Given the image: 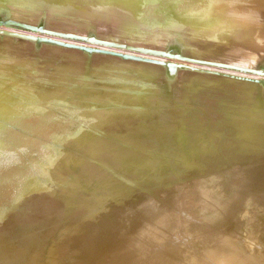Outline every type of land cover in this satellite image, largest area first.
Here are the masks:
<instances>
[{"label": "bare ground", "instance_id": "bare-ground-1", "mask_svg": "<svg viewBox=\"0 0 264 264\" xmlns=\"http://www.w3.org/2000/svg\"><path fill=\"white\" fill-rule=\"evenodd\" d=\"M10 1H12L14 3L13 4L14 8L19 10V14L22 16V18L24 17L23 20H26L27 18L30 19V17H29L30 15L28 14V13H30V11H28V9L34 8L36 6L35 0H10ZM95 1H94L95 4L98 6V8L100 10H97V6H96L94 11H89V13H87V15H88V19L87 20L89 22H91V23L94 22L95 23L94 25H96L99 29H102L103 31H106V32L109 31L110 35H112L113 32H115V35L120 36L119 38L122 37L121 35L125 36L124 34H127V33L132 31L131 35L127 34L128 37H126L125 40H127L128 44L126 42H124V43L127 44L126 46H125V44H124V46L114 45V46H117V47H115V48H117V50H118V48H121L122 50L126 49V50H130L131 51L132 48H134L135 45H137L138 47L139 46L142 47V45H140V44H132V43H129V42H137V43L140 42L142 44L153 42L155 44L156 41H159V42H165V44L166 43L171 44V45H169L170 48H172V47L173 48L175 47L174 49L179 48L178 49L179 52H180V49L182 48V51L194 52V53H196L198 55L205 56V57H222V56H230V55H232L233 58L234 57H236L235 59L242 58L244 61H247V63L251 60L250 64L254 63V65L259 66V67H255V68L251 67V68H253V69H255V70H257V71H259L261 73H264V49H260V46L264 48V0H95ZM15 4L17 6H15ZM59 6H62L61 0H57L55 5H53V7L49 5V8L51 7L52 9L51 8L50 9L52 11H54V10H57L59 8ZM104 6L106 7L105 9H103ZM45 8H44L45 12H48V11H46ZM36 9H38V8H36ZM41 9H43V7H41ZM50 9H49V11H51ZM40 11H42V10H40ZM0 12H2V11H0ZM5 12H3V14ZM47 15H51V14L49 13ZM47 15H45V16L48 19ZM1 16H3V15H1ZM5 16H7V15H5ZM19 17H18V19H20ZM51 17H53V16L51 15ZM44 19H46V18H44ZM47 19H46V22H47ZM52 19H51V22L52 23L55 22L54 21L55 20L54 17ZM8 20H10V19H8ZM37 22H39V21L37 20ZM41 22L42 21H40V23ZM89 22H86L85 24H88ZM155 22H157V23L165 22L166 25L162 26L164 28H159V27L150 28V23H155ZM85 24L83 25L84 26L83 30L86 27ZM3 25H4V23H3ZM38 25L40 26V24H38ZM40 27H42V26H40ZM89 28H91V26ZM25 29H26V27H25ZM46 29H47V27H46ZM48 29H50V28H48ZM177 29L179 30V32H180L181 36L183 37V39H185V41L188 42V44L193 45V46H187V44L184 41L179 40V41L183 42L184 43L183 44L181 42H178V41H175V40L172 39L174 37L171 36V32L173 30H177ZM32 32H34V30ZM17 33H19V32H17ZM168 33H170V34H168ZM31 35H33V34H31ZM46 35H45V37H46ZM49 35H50V33H49ZM10 38L12 39V37H10ZM10 38L8 37V39H10ZM37 38H38V36H37ZM19 39H20V37H19ZM24 39H26V38H24ZM174 39L177 40V37H175ZM117 40H119V39L117 38ZM32 41H33V39H32ZM81 41H83V40H81ZM74 42H75V40H74ZM109 42L112 43V41H110V40H109ZM228 42H231V43L227 44ZM156 43L159 44L158 42H156ZM161 44H159V45H161ZM226 44H227V46H225ZM19 46H21V45H19ZM19 46H17V47H19ZM30 46H32V45H30ZM107 46H109V45H107ZM180 46H182V47L180 48ZM257 46H259V49H258ZM14 47H16V46H14ZM112 47L113 46H111V48ZM33 49H35V48H33ZM155 49L157 50L156 47H155ZM162 49H163V47H162ZM16 50H18V49H16ZM166 50L168 51L167 47H166ZM107 51H110V50H107ZM133 51L140 52L137 49H134ZM141 51H142V49H141ZM148 51H150V50H147L146 52H148ZM152 51H153V49H152ZM12 52H13L14 56H18L17 59L22 58V57L19 58V55L21 53L19 51H17V52H19L18 55L17 54L15 55L14 51H11V56L10 57L13 56ZM23 52H25V51H22V53ZM164 52H165V49H164V51H161L160 53L162 54ZM170 52H171V49L168 52H166V56L167 55L170 56ZM27 53H30V52H27ZM175 53H176V51H175ZM45 54H47V53H45ZM22 55L25 56L24 53ZM38 55H36V56H38ZM79 55H81V54H79ZM153 55L159 58V55H157V54H153ZM28 56H30V54ZM42 56H44V55H42ZM134 56H136V55H134ZM176 56L177 55L175 54V57ZM33 57H35V56H33ZM98 57L100 58V56H98ZM105 57H106V55H105ZM139 57H141V56H138V58ZM187 57H186V59H188ZM106 58H107L106 59L107 63H104V59L105 58H103V61H100L103 64L99 63V65L101 64V66L105 68L104 73L107 75V78H109V79L105 80L103 78L102 79L101 78H97L94 82L92 80L88 81V84L91 83V82H93V84H94L96 82V84L98 86H100L101 88L102 87L106 88V89H108V87L111 86L112 89H108V92H110V90L113 91L116 87L117 88L115 90H118V86H119L122 89V90H120V92H123L124 90L126 92L130 88H133V90L136 91V95H137V94L140 93L139 91H138L139 93H137V89L135 88L136 84L134 85V83H136L137 79L136 80L133 79L134 81L133 80H128V79H132L131 78L132 76L133 77L135 75L138 76L139 74H140V78H142L141 76H144V75L147 74L146 77H144V78H146V82H147L149 78L151 79V78H153L155 76V75H153V73L151 71H154V73H155V71H157L160 74L158 67L156 69L152 68L153 70H151V68H148V66H145L144 64H139V62H141V61H139L138 63L132 62L131 63L132 66H130V67H132V68L134 67L133 68L134 70L133 69H130V70H132V72L136 71V73L138 72L139 74H136V73L134 74L133 73L129 78L127 77L129 75L128 74L126 77L123 76L127 80L126 79L121 80L123 77L121 79L119 77H117V76H119L118 72H119V74L121 73V71L124 73L123 70L129 69L130 67L126 68V66H125L126 62H124L125 64H122L120 62L119 63L111 62L110 59L108 60V57H106ZM182 58H183V56H182ZM3 59H5V58H3ZM42 59H43V57H42ZM42 59H41V61H42ZM113 59H112V61H114ZM154 59L156 60V58H154ZM189 59H190V57H189ZM194 59H192V60H194ZM245 59H248V60H245ZM137 60H139V59H137ZM12 61H14V60H12ZM17 61H20V60H17ZM149 61H151V60H149ZM194 61H196V59ZM23 62H25V61H23ZM29 62H30V60H29ZM42 62H44V61H42ZM154 62H156V61H154ZM157 62H158V60H157ZM229 62H227V63H229ZM35 64H37V63H35ZM158 64H160V63H158ZM231 64H234V63L232 62ZM242 64L244 65V63H242ZM250 64L248 63L249 66H251ZM126 65H128V63ZM222 65H220V66H222ZM234 65L238 66L239 63L238 64L235 63ZM13 66H15V65H13ZM36 66H39V65H36ZM45 66H43L44 69H45ZM156 66H157V64H156ZM226 66H227V64H226ZM216 67H217V65H216ZM238 67H240V66H238ZM244 67L248 68V66H244ZM11 68H12V66H11ZM38 68H40V67H38ZM114 68H116V69H114ZM227 68H229V67H227ZM25 69L27 70L28 68H25ZM112 69L116 70L117 73H115V71L113 70L114 73H115V74H113ZM4 70H6V69H4ZM9 70H10V67H9ZM26 70H23V71H26ZM38 71H40V70L38 69ZM98 71H101V70L99 69ZM125 71H127V70H125ZM149 71L152 74L149 73ZM1 72H3V71H1ZM6 72H8V70L5 71V73ZM46 72H49V71H46ZM46 72H45V76H48V73H46ZM66 72H70V71H66ZM127 72H126V74H127ZM157 72L155 74H157ZM26 73H25V76H26ZM109 73H111V74H109ZM255 73H257V72H255ZM37 74L39 75L40 73H37ZM52 74H51V76H52ZM73 74L69 73L68 77L75 76ZM150 74L153 77L151 76V77H148V79H147V76L150 75ZM201 74H199V75L192 74V71H191V73L190 72L186 73V75L184 74L186 76L185 77L186 80L188 81V82L185 81L184 84H186V83L190 84L189 87H188L189 89H187L189 92L188 91H186L187 93L185 92V88L187 86L184 85L185 86L184 89L183 88L180 89L181 87H179V90H177V91L184 90V92L183 91L179 92V94H177L178 96L175 94L176 96H175V100L174 101L176 103L178 101V105H180L179 101H182V105L180 107H184L185 108V106H186V107H188L187 109H189V107H193V108H191L193 111L190 109L191 113H189L190 110H187V109L185 111L183 110L184 111L183 112L182 108H180L181 110L179 111L178 110L179 107L178 108L175 107L176 105H174L175 102L173 103V100L170 99L172 101V103H173L172 104L169 101V99L166 100L167 98H163L166 101H169L172 105H174L173 109L170 108L171 113H170V110L168 111L171 116L174 113L176 115L177 114L176 112H178V111H179V113L177 114L178 115L177 116L178 119H177V117L175 115H174L175 117L174 116H172V117L168 116V117H170L169 118V122L170 123L168 124V122H166V124H168V126L170 125L168 127V130L166 129L165 132H163L164 130H162V134H161V131H159L160 136H159V133L158 134L155 133L156 134L155 137L158 135L159 138H160V139H157V140H159V142L157 140H155V142L157 141L158 143H160V144H158V146H160V145H161V147L164 146V149H162V148L159 149V147H158L159 151L161 152L163 150L165 152L164 154H167V156H168V158H167V156L164 155L165 158H167V163H165L163 165V167L161 166L162 170L160 171L161 175H159V176L156 175V173L154 172V169L152 168L153 166L149 163L151 161L150 158H153L152 160H155L156 158L154 159V157L150 156V158H149L150 161L147 160L149 156H146L145 158H143L142 160L145 159L144 162L147 163V161H148L149 166H147V165H145V163L143 161H140V160L138 161L139 158H142L141 157L142 154H144V156L146 154V153H142V154L140 153L139 154L138 151L136 152V150H137L136 146L138 144H141V143L138 142L137 145L135 144V149H133V147L130 145L132 143L133 146H134V143H137L136 141L139 138H137L138 137L137 134H135V136H134V133H132V132H134L136 130V129L132 130L133 128H136L135 126L133 128H131L133 126V124H130L132 126L130 128L129 127L128 128H129V132H130V129L132 130L131 133L135 137L134 139L137 138V140L133 139L135 141L133 143L132 142L133 141L132 140L133 137L130 138V136H132V135L127 136V134H129V132L127 130L128 128L126 129L125 124H123V123H126V121H123L124 119L121 118V116H120V114L122 115V113H120V111H121L120 110L121 109L120 106H121V102L123 100L120 102V106L118 104H116L118 106L117 107L118 110H120V111H118V113L117 112H113L114 109H112L111 107L116 108V106L113 105V106L110 107L112 109V111L111 112H107L108 111L107 110L106 111L107 113H102V112H105L106 109H102L101 110V108H100V110L102 111L100 113L97 112V111H100V110H96V109L94 110L95 112L93 110L87 109V110L90 111V113H89V111H86L84 109L83 110L84 113H82V112H80V109H79V111H77V110L75 111L74 110L71 113L70 117H68L66 115H64V116L61 115V116L64 117V121H62L63 120L62 119L63 117H62L61 118L62 120L60 119L61 121L59 123L60 124L59 125L60 126L59 130L64 132L63 136L65 138H60L59 139L60 142L58 141L59 142L58 144L59 145L60 144L63 145V142L66 141L64 139H67V142H64L66 145L68 143H70V144L76 146V148L78 147V149H83L84 150V155H85V153H86V155H85V159H83V158L75 157L72 154L67 153V152H59V148H58V155H56L57 156L56 163L60 162V164L65 168L66 172L68 174L70 173L74 177L72 182L68 186L65 185L66 187H61L62 190H60V191H59L58 188L65 181L64 176H62V174H55L56 176L53 179L50 180L49 177L52 178V176H51L52 175V171L50 172V170H49L51 175H48V173H47V175L49 177H47V175L45 176V173H44L45 170L43 171V169H45V168H43L44 167L43 166L42 167L43 169H41V171L43 173L42 176H45L44 179L48 178V181H44L42 179L41 180L36 179L37 177L34 178V176H32L33 173L30 174V173H27L28 171H25L26 170V165H24L25 162L23 161L25 159L24 156H23L24 159L22 158L21 155H20L21 156L20 157L19 154L16 153V152H18L16 150V148H15L14 152H11L9 150V149L12 150V148L14 147V146H10L11 148L8 147L9 146L8 144H10L11 142L7 143L8 140H7V142L5 141L6 145H5V143H3V144L1 143L0 146L1 145L5 146V147H3L5 149L8 148L7 150L11 152V155L14 153L13 155H15V159H14V156H13V159L11 158L12 156H10L9 158L12 159V160H10V159H7L5 156L0 155V166L2 164H5L4 166L2 165L3 166L2 170H1L2 166L0 167V170H1V172H0V264H94V262L96 263L95 259L97 258V256L100 253H103L101 257H103L104 253H106L104 255V257L106 258V255L110 256V255H113L114 251H117V253H118L121 250V249L120 250L119 249L114 250L115 247H114V249L112 247L113 246V244H112L113 242H111L112 245H110V239L108 237H109V235L113 236L114 234H120L121 236L125 237V239L127 241V248L129 250L131 248L133 249V245L135 247L134 243L138 244V240L136 242H134L137 238H140L141 241H139V242H142L144 240L145 241V245L147 246L146 248H148V249H145L143 247L144 245L142 246V244H141V248L143 247L144 249L142 248L143 250L142 251L140 250V253H136V252L139 251L138 249H137L138 251L137 250L134 251L137 254V257L144 258L147 261V264H159L156 261V259H157L156 256L158 255L159 252L154 251L155 249L151 250V247H150L151 246L150 243H153L152 242L153 241L152 237L154 238L155 232L154 233L150 232L149 234H147L145 230L141 231V229H142L141 228V223H140V219H142L141 217L134 216L132 218H128L126 216V214L129 212V210H128L129 209V205H128V207L125 210L122 207L123 211H120V213H119L120 219H135V223L132 226L129 227V228H131L130 230L128 228L127 232L123 231L124 230L122 228L123 226L114 224L113 223L114 221L109 220V219H112V217H109L105 213L102 212L103 207H104V205H103L104 197H105L106 193H108V192H115V193L120 194L121 197L124 200L123 202H126V200L131 198V195H130V193L132 192L131 189L128 188L121 181H119L109 170H117V171H121V172L122 171H127L133 177H136L137 179H139L143 183L144 182L146 183L145 176L147 175V176H149L150 181H152V184H154V183H156L154 179H157V181L160 180L161 178H163V174L165 172H168L169 174L177 176V174L180 173V168L178 167L179 165L177 164L178 160H180V159L184 160L187 165L191 166L190 164H188V162L190 163V161H191V163H192V161L197 158L196 159L197 161L196 160L195 161L197 163H199L200 161L198 162V158H200L201 156L204 155L205 157H207L209 159L210 163H212V164L214 163L215 164V165L214 164L213 165L216 168L219 166L220 167L219 169H222V173L224 175L228 174L227 178H224V177L222 178L221 177V179L216 180V183L214 184L216 186L215 189H217L218 192H219L218 193L219 197L221 195L225 196L226 193H227V195L224 197L225 200L223 198H221V200H222V203L224 201V205L227 202L230 203V206H231L230 209L231 210L229 212L227 211L228 214L234 211V210L232 211V209H233L232 207H234L235 210H239L240 211V207H242V208L245 207V205L247 204V202L250 201V199H252V200L255 199L258 196L254 192L255 190L254 191H249V192H246V191L248 190V187L251 186L249 184V182L251 183V178H250L251 174L254 173V175H255L256 173H258V175H260V176L263 175L264 176V132H262V133L260 132V130L264 127V95L257 94L256 92L255 93L252 92L253 93L252 94L247 87L240 85V83L237 84L236 82H234L235 81V80H233L234 78L233 79L230 78V77L229 78H221L222 77L221 76L220 77L221 79H215L214 76H212V75L209 76L207 73L206 74L204 73V75H203V73H201ZM42 75L44 76V74H42ZM42 75H39V76H42ZM62 75H65V73L64 74L62 73ZM232 75H234V74H232ZM6 76H8V74ZM25 76H22V77H25ZM58 76L60 77V75H58ZM3 77L5 78V76H3ZM20 77H17L16 79H18ZM35 77H37V75ZM68 77H66V78L65 77L58 78L57 81H54V79H53V81L55 83L57 82V84H55V86L56 85H60L59 87H64V88H66L65 91H67V87L68 86L72 88V85L74 83H78L79 78L77 76L75 77V78H78V79H76V82L75 81H70L71 78H68ZM256 77H257V75H256ZM8 78H10V77H7L6 80L5 79L4 80L5 81H9L7 83L10 84L11 87H14L16 83L14 82L15 84L12 86L10 81L12 80L11 82H13V79L8 80ZM26 78H27V76H26ZM48 78H46V79H48ZM88 78L90 79V77H88ZM140 78H138V79H140ZM172 78L168 80L169 85L166 86L167 90H172L174 88L172 86V80H173ZM236 78L237 77H235V79ZM27 79H29V78H27ZM46 79L44 77H42V80L45 83L46 82L48 83L50 78L48 79V81ZM150 79H149V81H150ZM155 79H153V81L151 79V81L154 84L151 85L150 84L151 82L147 83L148 85L151 86V89H152V86L155 85V82H154ZM248 79H249V77H248ZM0 80L3 81V78H0ZM22 80H23V78H22ZM22 80H20V81L22 82ZM26 80H23V82L26 81ZM38 80L40 81V79H38ZM38 80L36 79L35 81L34 80L33 81L35 83ZM50 80H52V79H50ZM141 80H143V78ZM240 80L241 81L243 80V82H245V81H247V78L246 79H240ZM262 80H264V79H262ZM18 81L19 80H16V82H18ZM53 81L50 82V84H53L52 86L50 85L51 87L54 86ZM195 81H197V82H195ZM4 82H2V84ZM31 82H29V83H31ZM40 82L42 83V81H40ZM81 82H82V80H80V83ZM84 82H82L81 84H84ZM138 82L139 81L137 80V83ZM261 82L263 83L264 81H261ZM20 83L18 84V87H20L22 89L21 91H23V92L19 93L18 95L20 97V94L22 95L23 93H25V95H24L25 99L24 100H26V102L23 101L25 103H24V107H21V109L23 108L22 111H24V113H26L25 110H24L25 104H26V106H27L26 110L29 113L28 117H30V118H28V121H29L28 124L31 123L33 125V127H34L33 132L35 130H38V132H41V134H43L47 130H49L48 127H49V125H51L50 123L53 122L52 121L53 120V117H52L53 113L54 114L58 113L57 110L60 112V105L62 107V102L65 101L67 95H69L70 93L65 94L63 89H61L62 90L61 93L59 92L60 94H57L58 92L54 91V93L57 94L56 95V99H52L48 95L49 96L48 97V101H50V102H47V101H45L47 99L45 98L44 94H45V92L48 91V89H45V91L43 92L44 86L42 87L41 83H40V85L38 83L37 84L38 86L35 84L34 87H37L36 89L40 88V89H38V90H40V92L38 91L36 93H38V94L41 93L42 97L45 99L43 101L42 97L38 96L39 98H42V99H39L38 97H36V99L38 98L37 99L38 101L39 100L42 101V102L40 101V103H38V101H36V99H35V96H37L36 94L34 96L35 100L33 99V101H31V99L33 97L32 96V90L33 89L31 90L32 87L30 88V86H33L34 84H32V83H31L32 85L28 84L29 85V87H28V85H26V82H25L23 84H25L28 88L25 87V85L24 86L22 85V87H23L22 88L21 86H19ZM80 83H79V85H80ZM142 83H141V85H142ZM157 83H156V85L158 86ZM257 83H260V82H257ZM144 84L146 85L145 82H144ZM46 85H45V88H46ZM97 85H95V87L97 88V90H100V88L98 89ZM5 86H4V88H5ZM47 86H49V85H47ZM73 86H74L73 88L77 87L76 85H73ZM84 86H87V85H84ZM112 86H116V87L113 88ZM140 86L138 84V87H140ZM0 87H1V85H0ZM11 87H9V88H11ZM18 87H16V88H18ZM24 87H25V89L27 91L24 89ZM51 87H50V89H52ZM92 87L95 88L94 86H92ZM142 87H144V85L141 86L140 88L142 89ZM9 88H6L7 89L6 91L5 90L2 91L1 90V89H3V87H2V88H0V91L7 92L9 90ZM140 88L138 90H141ZM145 88L146 89L147 88L150 89V87H148V86L145 87ZM166 88H165L164 91H166ZM23 89L25 90V92H24ZM53 89H56V88H53ZM88 89H90V88H88ZM95 89H94V92L95 91L98 92ZM106 89H103L101 91L105 90L104 92H106ZM159 89H160V87L159 88L157 87V89L155 90V86H154V91H157V92L161 93V89L160 90ZM175 89H176V87H175ZM11 90L12 89H10L9 91H11ZM90 90H88L89 93H90ZM130 91H132V89L129 90V92ZM142 91H143V89H142ZM19 92H20V90H19ZM34 92L35 91L33 90V94H34ZM52 92L50 94H51V96H54V98H55V95H53ZM85 92H87V91H85ZM85 92L83 91V93H85ZM120 92L118 91L116 93L119 94ZM157 92H152V93L158 94ZM170 92L173 93V90L170 91ZM175 92H176V90H175ZM13 93H14V89H13ZM16 93L17 92H15V94ZM72 93H74V92H72ZM83 93H81V94H83ZM89 93H88V95H89ZM99 93H101V92H99ZM112 93H110L109 96ZM116 93H114V95H116ZM131 93L133 94L134 92H131ZM142 93H140V97H141ZM146 93H148V91L144 92L143 95L145 94L146 96H148V94H146ZM149 93H151V90L149 91ZM160 93H159V95L162 96L163 94L162 93L160 94ZM166 93L169 95L168 92H166ZM172 93H171V95H172ZM4 94H3V96L0 94V96H2V98H3ZM10 94H12V92H10ZM96 94H98V93H96ZM103 94H106L104 96H107V92L103 93ZM120 94H122V93H120ZM156 94H153V95H156ZM18 95H16V96L18 97ZM65 95H66V97H65ZM72 95L74 96L75 93L72 94ZM79 95H80V93H79ZM151 95L149 96V98H152ZM168 95H166L164 97L172 98L171 96H168ZM6 96H7V94H6ZM24 96H22V99L24 98ZM70 96H68V97H70ZM80 96H82V95H80ZM93 96H95V95H93ZM109 96H107L108 98L106 97L107 98L106 100H108V99L111 100L110 98L113 95L110 96V98H109ZM128 96H129V100H134L135 99V98L131 99L130 95H128ZM128 96H126V97L128 98ZM8 97L6 98L7 100H8ZM10 97H12V96H10ZM13 97H15V95H13ZM13 97H12V100H11V98L9 100L15 102L16 99L13 98ZM86 97H87V95H86ZM86 97L84 96V99L82 98L80 100H83L82 102L88 103L89 101L86 100L87 99ZM98 97H100V96H98ZM121 97H122V95H121ZM121 97L118 95V98H121ZM136 97L139 100L142 99V98H139V95H137ZM155 97L158 98V96H155ZM155 97L153 96V98L151 100L152 102H153V99H155ZM162 97L160 99L161 101H162ZM176 97H178V98L176 99ZM92 98H95V97H92ZM116 98H117V95H116ZM157 98L154 101L156 102V100H157V102L159 104V101H158L159 99H157ZM159 98H160V96H159ZM13 99H15V101ZM88 99L90 100V96L88 97ZM96 99H97V97H96ZM100 99L102 100L103 98L101 97ZM121 99H123V97ZM138 99H136L134 101H137ZM147 99H148V97H147ZM147 99H146V101H147ZM1 100H0V102H2V104H3V102H5V101H3V100L1 101ZM76 100H77V98H76ZM84 100H86V101H84ZM254 100H260L261 101L260 105H258L257 101H254ZM34 101H36V104L38 103L37 106H35L36 104H31V102H34ZM74 101H75V98H74ZM108 101H107V103H108ZM151 101H149V102H151ZM54 102H55V104L58 103L57 104L58 105L57 110L55 109ZM82 102L80 101L79 104L82 103ZM115 102H117V101H115ZM152 102H151V104L155 105V102L154 103H152ZM163 102L164 101L161 102L162 105H163ZM169 102H166L165 104L167 105V103H169ZM10 103H12V102H10ZM10 103H8V105L12 106L13 103L12 104H10ZM49 103H51V105H53L52 107H54V108L50 107ZM59 103H61V104L59 105ZM107 103H105V104H107ZM14 104H16V103H14ZM76 104L78 105V103H76ZM141 104H142V100H141L139 105L141 106ZM158 104L155 107L158 108V106H159V107H161L160 109H163L166 106V105H163L164 107H162V106H160V104L159 105ZM31 105H33V106H31ZM172 105L169 106V107H172ZM2 106L3 105H1L0 107H2ZM131 106H130V109H131ZM140 106L138 108L136 107V105L132 106V107L137 108V109H139L141 111L146 109V108L140 109V108H142ZM142 106L146 107L145 103L142 104ZM9 107H8L9 112H11L12 110L10 111ZM17 107L18 106H16V107L13 106L11 108L12 109L13 108L14 109L15 108L18 109ZM65 107H66V105H65ZM119 107H120V109H119ZM126 107H129V106H126ZM126 107H124V108H126ZM147 107H149V106H147ZM152 107H154V106H152ZM167 108L168 107H166L165 109H167ZM175 108L177 110H176V112L174 111L173 114H172V110H174ZM50 109H55L56 111L54 110V112L52 113V111ZM66 109H67V107H66ZM128 109L129 108H127L126 110H128ZM256 109L257 110H261V114H257L255 116L253 114V112L256 111ZM0 110H1V108H0ZM133 110H135V109H133ZM242 110H244V111L248 110L246 116L244 115L245 112H244L243 115L240 114V111L243 113ZM4 111H6V110L4 109L3 112ZM63 111H61V112H63ZM148 111H147V113H148ZM158 111L156 110L157 113H158ZM3 112H2V114H3ZM9 112H7V113H9ZM13 112H16V110L13 111ZM134 112H140V111H134ZM160 112H161V110H160ZM7 113H4V114H7ZM17 113H21V112L17 111ZM140 113H143V112H140ZM2 114L0 115V118L2 117L1 120L3 118L5 119V117H3ZM10 114H12V112ZM13 114H15V113H13ZM22 114H23V112L21 113V115ZM143 114L146 115L145 113H143ZM161 114H163V113H161ZM190 114H192V115H190ZM18 115L19 114H17L16 116H18ZM58 115L56 114L55 116L57 117ZM144 115H142V116L144 117ZM158 115H160V114H158ZM164 115H165V113H164ZM9 117H10V115H9ZM23 117H21V118H23ZM65 117H67L66 120H65ZM129 117L130 116H128V119H129ZM143 117H141V119ZM156 117L160 118L158 116H156ZM10 118H11V120L13 119L12 117H10ZM21 118H20V123L27 120L26 117L23 118L25 120H22ZM11 120H7V122L8 121L11 122ZM56 120L59 122L58 118ZM162 120H164V118ZM2 121H4V120H2ZM74 121H77V122H74ZM204 121L207 122V123H205V125H207V127L209 129L207 127L205 128ZM27 122H26V124H27ZM130 122H132V119L130 120ZM136 122H137V120H136ZM201 122H202L204 127H202ZM0 124H1L0 126L3 127V125L6 124V122L3 123V125H2V122ZM11 124H13V123L11 122ZM16 124H18V122ZM28 124H27V126H28ZM31 124L28 126V130L32 128ZM89 124H96V126L98 127V131L97 132L102 133V134H99V135L95 134L94 135L91 132H89V130L86 128ZM126 125H128V124H126ZM159 125H161V124H159ZM15 126H17V125H15ZM21 126H23V125L21 124L20 127ZM27 126H25V127H27ZM8 127H10V126H8ZM144 127H145V125H144ZM6 128H7V126H6ZM17 128H19V127H17ZM53 128H55V127H52V129L50 128L49 132H51V130L53 131ZM165 128H166V126H165ZM32 129L29 130V131H32ZM160 129H162V128H160ZM160 129H157V132ZM4 130H6V129H4ZM19 130H21V129H19ZM12 131H14V129H11L10 132H12ZM0 132H2V131H0ZM3 132H5V131H3ZM20 132L24 133V130L20 131ZM63 132H61V133H63ZM30 133L31 132H29V134ZM51 133L48 134V135H51ZM91 134L93 135L92 137H90ZM139 134H140V132H139ZM10 135H8L9 137H7V139L10 138ZM23 135L22 136L19 135V138H22ZM102 135L105 136V137L103 138ZM1 136L2 135L0 134V138H1ZM16 136L17 135H15V137ZM25 136H26V134H25ZM43 136H45V135H43ZM47 136H46V138H47ZM125 136L127 138L129 137L128 139H131V141L128 140L129 143L127 141V138H125ZM15 137H13V138H15ZM57 137H59V136H57ZM117 137H118V139H117ZM4 138H5V135H4ZM39 138H40V134H39ZM49 138L51 139V136ZM24 139H25V137H24ZM26 139H27V136H26ZM1 140L2 139H0V142L3 141V140L2 141ZM40 140L41 139H39V141ZM46 140H48V138ZM53 140H55V139H53ZM62 140H63V142H61ZM150 141H152V140H150ZM22 142H20V144H23ZM152 142H151V144H152ZM157 142H156V144L154 143L153 145H149V146H153V147H154V145H156L155 146L156 150L153 149V152L156 151V153H157V150H158L157 149ZM12 143H14V145H16L15 142H12ZM52 143H54V142L52 141ZM161 143L163 144V146H162ZM26 144L29 145L28 147L30 148V150H31V148L32 149L34 148L32 146L34 143L31 145L30 142L28 141V142H26ZM56 144H57V141H56ZM56 144H55V146H56ZM25 145H24V147H25ZM43 145H46V144L43 143L42 146H40L42 148H39V149L37 148V149L38 150H40V149L43 150L44 149ZM66 145L64 147H66ZM37 146H35V148ZM49 146H51V144ZM63 146L61 148H64ZM147 146H148V143H147ZM131 147H132V149H131ZM141 147L142 146L138 147L139 152H141L140 151ZM3 148L1 150H3ZM21 148H22V146H21ZM26 149H27V146H26ZM26 149L23 150V148H22L21 150L25 152V151H27ZM54 149H55V147H54ZM54 149H53V151L56 152ZM146 149H148V148H146ZM41 150H40V153L42 154L41 155L42 158H44V157L47 158L44 155L47 154V156H48V155L51 154V151H52V150L50 151V147H49V149L46 150V153H44V155H43V152ZM61 150L63 151V149H61ZM133 150H135V152L137 154H135V152ZM148 151H150V150L148 149ZM10 152H6V153L10 154ZM37 152H39V151H37ZM54 152H52V153H54ZM150 152H152V151H150ZM40 153H38V154H40ZM48 153H50V154H48ZM56 153H54V154H56ZM156 153H152V154H154L153 156H155ZM162 153L163 152H161V154ZM16 154H18V156L20 158H22L23 159L22 161L24 162V163L21 162L22 165H23V166L21 165V167L23 168V171H22V168H21V172H19L20 170L18 169L20 167L16 166L18 163L15 164L17 162V160L19 159V158H16V156H17ZM25 154L27 156L29 155L27 153H25ZM32 154H33V152L31 150V155ZM92 155H95V157L99 158L100 161L103 162V164L101 165L100 163L93 162V161L91 162V161H88V159H86V158L92 157ZM138 155H140V157ZM148 155H149V152H148ZM6 156L8 157V155H6ZM137 156H138V158H136ZM164 156H163V158H164ZM235 156L240 157V160L243 161V163L241 165H234V164L231 163V157L234 158ZM30 157H32V156H30ZM36 158L34 160L35 163H36ZM32 159H34V158H32ZM51 159H52V157L50 159H48L49 161L46 160V159L44 160V161H47L46 163L49 162L47 164L48 165L47 166L48 169H50V167H51V165H50V162H51L50 160ZM29 161H31V160H29ZM202 161L203 160H201V163H202ZM18 162H19V160H18ZM32 162H33V160H32ZM210 163H208L209 164L208 166H211ZM26 164L27 165L29 164L28 161H27ZM38 164L40 165L41 163H38ZM204 164H202V165L205 166ZM49 165H50V167H49ZM53 165H55V163H53ZM150 165H151V167H150ZM24 166H25V168H24ZM200 166H201V164L198 167L200 168ZM240 166H245V168L243 167L244 169H242ZM35 167L37 168V166H35ZM45 167H46V165H45ZM206 167H204V168H206ZM232 168L235 169V171H233ZM236 168H238V169H236ZM52 169H53V167H52ZM240 169H242V170H240ZM16 170H19L17 172L19 174L21 173V175H18V173H16ZM39 170H40V166H39ZM29 171H31V170H29ZM46 171H47V169H46ZM14 172L16 173V176H14ZM233 172L235 174H233ZM220 173H221V170H220ZM31 176L34 179L32 181L39 180V182L38 183L37 182L36 183L35 182L32 183L31 182V179H32ZM66 183H68V182H66ZM236 187H238L240 189L241 188L247 189L245 192H243L244 195H243V197L241 199H237L236 194H235L236 198H234V195L231 194V193H233V188H236ZM263 189H264V187H263ZM223 192L225 193V195H224ZM259 194H261V193H259ZM262 194H264V192ZM178 196H179V200H180V195H178ZM263 197H264V195H263ZM181 198H186L185 201H187V202L190 201L192 203V202L195 201L196 197H195V195L193 193L187 192L185 194V196L181 195ZM221 200H220V198H219V200L216 199V201H219V203H220ZM185 201H183V202H185ZM191 203H189V204H191ZM222 203H220V205ZM231 203L234 204V205H232ZM152 204H154V203H152ZM152 204L146 205V209H145L146 211L149 210V211H154L155 212V213L153 212L154 216L151 218V219H153L152 221L153 222H160V223L164 222V224H165L166 221H165L164 216H163L164 212L161 211L163 208L159 207V205L158 206L154 205V208H153V207H151ZM191 206L192 205H190V207ZM221 207H222V209H225L226 205H225L224 208H223L222 205H221ZM29 208L33 209V212L30 213V214L28 213L29 211L27 212V209H29ZM182 208H179V209L181 210ZM159 209H161V210H159ZM187 209H189V208H187ZM183 211L185 212L187 210L183 209ZM189 211L191 212V210H189ZM66 212H68V218L66 219V227H65V229H63L52 240L49 248H47L46 245H47L48 238L50 237L51 234H53V232L57 228V226H59L60 220L62 218H64L63 216H64V214ZM213 212H214V210H213ZM189 213L185 212V214H186L185 216L187 217L188 216L187 214H189ZM216 213H218V212H216ZM237 214L238 213L236 212V215ZM191 215H193V214L191 213ZM195 215H196V213H195ZM195 215H193V219H194ZM197 215H198V213H197ZM224 216H226V215L224 214ZM180 217H182V214H181ZM180 217L178 216V218H180ZM189 217H187V218H189ZM182 220L179 221V224L182 222ZM189 220H190V218H189ZM189 220H187L188 221L187 223H189ZM191 220H192V218H191ZM191 220H190L189 224L192 223ZM232 222H234V221H232ZM235 222L239 223V220L238 221L236 220ZM122 224H124V222ZM176 224H178V223H176ZM176 224H175V227H177ZM235 224H234V226L237 227V225H235ZM182 225H183V222H182ZM239 225H240V223H239ZM163 226L165 228V225H162L161 227H163ZM241 226L239 228H241ZM167 228H169V227H167ZM171 228H172V226H171ZM121 229H122V231H120ZM179 229H180V226H179ZM231 229H232V227H231ZM169 230H168V232H169ZM181 230H182V226H181ZM238 230L240 231V229H238ZM170 231L172 233L173 230L171 229ZM190 231H192V230L190 229ZM164 232H166V231L164 230L161 233H164ZM179 232H180V230H179ZM183 232H185V231H183ZM195 232L193 233L194 236H196V237H198L200 239L197 240L199 242L198 244L196 243L197 245L195 244V242H196V240H195V242H193L194 244L192 243L193 245H191L192 248L188 249V251H186V254H187L186 255L187 256V258H186L187 260L186 261L190 260L191 261L190 264H227V261H232L233 262L235 260V258H236V256L233 257L234 258V260H233L231 254L229 255V253H233V254L237 255V260H236L237 263H235V264H241L240 252H237L238 254L234 252L235 250H238V249L240 250V248H239L240 244H241L240 243V241H241L240 239H237L238 242L236 244H234L233 246L230 243L229 245L222 247V249H218L219 244L221 245L222 242L219 243L218 246H216L215 245L216 242H217L216 241L214 245L217 247V249H215V246L213 247V244H212L214 241H212L211 238L207 239L205 236H203L201 233L197 232L196 230H195ZM235 232H236V230H235ZM168 234L169 233H167V235ZM215 234L216 233H214V235ZM221 234L222 233L220 232L219 235L221 236ZM223 234H225V233H223ZM228 234L230 235V233H228ZM238 234H239V232H238ZM160 235L162 236V234H160ZM184 235H186V234H184ZM217 235H215V236H217ZM170 236L171 235H169V237ZM178 237H179V234H178ZM188 237H189V235H188ZM209 237H211V236H209ZM149 238H151V239H149ZM157 238H159L158 235H157ZM183 238H185V236ZM216 238H218V237H216ZM216 238H214V239H216ZM220 238L221 237H219V239ZM160 239H157V240H159V242H160ZM193 239H196V238L193 237ZM149 240L151 241L150 243L148 242ZM157 240L155 239V241H157ZM237 240L235 239L234 241H237ZM218 241H221V240H218ZM131 242L132 243L134 242V243L132 244ZM120 243H122V242H120ZM99 244L100 245L102 244L101 247H99L100 246ZM97 245H99V246H97ZM183 245H184V243H183ZM110 246H111V249H110ZM170 246H171V244H170ZM199 246H200V248H199ZM102 247H104V249L102 250V252H99L98 250H100V249H98V248L102 249ZM105 248L108 249V251H107L108 253L106 251H104ZM213 248H214V251H217V253H215V260H214V255H212L213 254L212 253L213 250H212V252H211V250L209 251V249H213ZM201 249L205 253V255H201L202 254L201 253L202 252ZM184 250H186V249L184 248ZM243 250H241V251H243ZM263 250L264 249H262V251ZM69 251H73V253L70 256L68 255ZM169 251H171V250H169ZM181 252L183 253L184 251H181ZM114 253L116 254V252H114ZM136 254H135V256H136ZM138 254L140 256H138ZM174 254H175V256L174 255H170L169 259H167V257H168L167 256L166 259H165L166 261H164V264H178V261L176 260V258L178 257L177 256V252L174 253ZM227 254L229 256H227ZM114 255L112 257H114ZM131 255H132V253H131ZM159 255H162V254H159ZM184 255L185 254H183V255L180 254L181 257L182 256L184 257ZM225 255H226V257H223ZM260 255H263V253L260 254ZM109 256H108V258H109ZM241 256H243V255H241ZM252 256L249 257V255H248L247 258L243 259L244 260L243 263L244 264H248V263L250 264V262L255 261L254 260L255 258H253L254 256L253 257ZM137 257L132 256V258L129 259L130 260L129 263H127V264H135V263L138 264L137 262L132 260V259H138ZM260 257L264 258L263 256H260ZM103 258H101L102 261H103V263H101L102 261L100 262L101 264H105L106 263V261L104 262V260H107V258L104 259V260H103ZM252 258H253V260H252ZM101 259H99V260H101ZM127 260H128V258H127ZM182 260H183V258H182ZM219 260H221V261H219ZM108 263L109 262H107V264ZM110 263H111V261H110Z\"/></svg>", "mask_w": 264, "mask_h": 264}, {"label": "rangeland", "instance_id": "rangeland-1", "mask_svg": "<svg viewBox=\"0 0 264 264\" xmlns=\"http://www.w3.org/2000/svg\"><path fill=\"white\" fill-rule=\"evenodd\" d=\"M4 1V2H3ZM56 1L57 0H35V2H36V6L34 7V8H30V9H28V11H30V13H28L30 16V19L29 18H27L26 20H23V18H22V16L19 14V10L18 9H15L14 8V6H13V2L12 1H10V0H0V11H2V12H0L1 14H0V57L2 58H0V78H3V81L2 80H0V82L2 81V82H4L5 80H6V78L7 77H10V78H8V80H11V79H13V82H11L10 81V83H11V85L13 86L15 83V86L16 87H18V84L21 82L20 80H22V78H23V80H26L27 78H29V79H27L26 81H24L23 82V80H22V82L20 83V85L19 86H21L22 87V85L24 86L25 84H23V83H25L26 82V85H30L31 83L32 84H34L33 86H30V88H31V90L33 89L35 92H34V94H33V90H32V99H31V101H33V99H34V96H35V94L37 95V96H35V99H36V97H42V94L41 93H36V92H40V90H38V89H40V88H38V89H36L37 87H34L35 86V84L37 85L40 81H42V83H41V85H42V87L44 86V89H43V92L45 91V89H48V91L47 92H45V98L47 99V100H45L43 97V99L42 98H39V99H42L43 101L45 100V101H47V102H50V101H48V97L50 96V98H52V99H56V95L57 94H60L61 92H62V90L61 89H63V91L65 92V94H68V93H70L69 95H67V97H66V95H65V97H66V99H65V101H63L62 102V107H61V103H59V105H60V112L61 111H63V112H59L58 110H57V107H58V103H56L55 104V102H54V105H55V109L57 110V112L58 113H56L58 116L56 117L55 115L56 114H54L53 112H54V110L55 109H50L51 111H52V113H53V115H52V117H53V122H51L50 124L51 125H49V127L52 129V127H55V128H53V131L55 132H53L52 130H51V132H49L50 131V128L48 127V129L49 130H47L45 133H43V134H41V132H38V130H35L34 132H33V130H34V127H33V125L31 124V126H32V131H29V130H31V129H29L28 130V126L30 125V124H28L29 123V121H28V118H30V117H28L29 116V113L27 112V106H26V104H25V108H24V110H25V112L26 113H24V111H22V109H21V107H24V103L26 102V100H24L25 99V93H23L22 95L20 94V97H19V93H21V92H23V91H21L22 89L20 88V87H18V88H16L15 86L14 87H11L10 86V84H8L7 82H9V81H5L3 84H2V82L0 83V85H1V87L0 88H2L3 87V89H1L2 91L3 90H7L6 88H9V87H11V88H9V90L10 89H12L11 91H7V92H2V91H0V94L3 96V94H4V97L2 98V96H0V100L2 99L3 101H5V102H3V104H2V102H0V104L1 105H3L2 107H0L1 108V112H0V115L2 114V112H3V110L5 109L6 111H4L3 112V117H5V119L3 118L2 120H4V121H2L1 120V118H0V123L2 122V125H3V123H5L6 122V124H4L3 125V127H1L0 128V131H5V132H0V134L2 135L1 136V138L0 139H2L1 141L2 142H0V144L2 143H5V145H6V142H7V140H8V142L7 143H10V144H8L9 146L8 147H10V146H14L13 148H12V150L11 149H9L11 152H14L15 151V148H16V150L18 151V152H16V153H18L19 154V156L21 155L22 156V158H23V156H24V160L22 159V158H20L19 156H18V154H16L17 156H16V158H19L18 160H19V162L21 163V162H23L24 163V165H26V170L25 171H28L27 173H30V174H32V176H34V178H36V179H39V180H44V181H48V178L47 177H49L48 175H51V171H52V178L51 177H49L50 178V180L51 179H53L56 175L55 174H62V176H64V179H65V181H64V185L62 184V185H60L59 186V191L60 190H62V188L61 187H66L65 185H69L71 182H72V180L74 179V177H73V175H71L70 173L68 174L67 172H66V170H65V168L60 164V162H58V163H56V159H57V156L56 155H58V148H59V152H67V153H70V154H72L73 156H75V157H79V158H83V159H85V155H86V153H85V155H84V150L83 149H78V147L76 148V146H74V145H72V144H70V143H68L67 145L64 143V142H67V139H64V140H66V141H64L63 142V140L61 141V142H63V145L65 144L66 145V147H64L62 144H58L59 142H60V138H65L64 136H63V134H64V132L63 131H60L59 129V123H60V121L62 120V121H64V115H66V116H68V117H70L71 116V113L75 110H77V111H79V109H80V112H82V113H84V109L86 110V111H89V110H100V108H101V110L102 109H106L105 110V112H102L101 110L100 111H97V112H102V113H107V112H111L112 111V109H114V111L113 112H117L118 113V111H120V113H122V115L120 114V116H121V118H123L124 120L123 121H126V123H123V124H125V126H126V129L129 127H131L132 125H130V124H133V126L131 127V128H133L134 126L136 127V128H133L132 130H134V129H136L134 132H132V130L130 129V132H129V128L127 129L128 130V132H129V134H127V136H130V135H132V136H130V138L131 137H133L132 138V140L135 138L134 136H135V134H137L138 135V137L137 138H139L138 140H137V138L136 139H134V140H137L136 142L137 143H134L135 141L133 140L132 142L134 143V146H133V144L131 143L130 145L133 147V149H135V144L137 145L138 144V142H140L141 144H138L136 147H137V150H136V152L138 151V153L140 154H142V153H146L145 154V156H144V154H142L141 155V157L142 158H139L138 159V161L140 160V161H145V159L144 160H142L143 158H145L146 156H149L148 157V161H150L149 160V158H150V156L151 157H154V159L155 160H152L153 158H150L151 159V161L149 162L153 167V169H154V172L156 173V175H161L160 174V171L162 170L161 168L163 167V165L165 164V163H167V158H168V156H167V154H164L165 152L162 150L161 152H163L162 154H161V152L159 151V149L160 148H162V149H164V146H163V144H162V146L163 147H161V145L160 146H158V144H160V143H158L159 142V140H157V139H160L159 138V136H160V133H159V131H161V134H162V130H164L163 132H165L166 131V129L168 130V127L170 126H168V124L170 123L169 122V118L170 117H168V116H171L170 115V113H171V110H170V108H172L173 109V107H174V105H176L175 107L176 108H178V110L180 111L181 109L180 108H182V111L184 110H186L188 107H186L185 106V108L184 107H180L181 105H182V101H179V104L180 105H178V101H177V103L174 101L175 100V96L177 95V94H179V92H181V91H183L184 92V90H181V91H177V90H179V87H181L180 89H184V87L185 86H187L186 88H185V92L186 91H188L187 89H189L188 87H189V83H186V84H184L185 83V81L186 82H188L187 80H186V73H191V71H192V74H197V75H199V74H201V73H203V75H204V73L206 74H208L209 76H214V78L215 79H221V78H234L233 80H235L234 82H236L237 84L238 83H240V85H242V86H245V87H247L248 89H249V91L252 93H257V94H260V95H264V82L262 83L261 81H264V80H262V79H264V74H260L259 72H257V70H255V69H253V68H251V67H259V66H256V65H254V63H252V64H250V61L248 62L251 66H249L248 65V63H247V61H244L242 58H238V59H235L236 57H234L233 58V56L232 55H230V56H222V57H205V56H201V55H198V54H196V53H194V52H185V51H182V46H180V52L178 51V49L179 48H176V49H174L172 46V48H170V46L169 45H171V44H168V43H166L165 44V42H159V41H156V42H158L159 44H161V45H159V44H157L156 42H155V44L153 43V42H151V43H144V44H142V43H137V42H129V43H132V44H140V45H142V47L141 46H137V45H135L134 46V48H132V50L130 51V50H122L121 48H118V50H117V48H115V47H117V46H124V44H125V46L128 44L127 43V40H125L126 39V37H128V35L127 34H129V35H131L132 34V31L131 32H129V33H127V34H124L125 36H123V35H121L122 37L121 38H119L120 36H118V35H115V32H113V34L112 35H110L109 34V31L108 32H106V31H103L102 29H99L96 25H94L95 23L94 22H89L87 19H88V15H87V13H89V11H94L95 10V8H96V4H95V0H61V2H62V6H59V8L57 9V10H54V11H52L50 8H49V5L50 6H52L53 7V5H55V3H56ZM95 1V2H94ZM7 5V6H6ZM15 6H17L16 4H15ZM9 7V8H8ZM41 7H43V9H41ZM46 7V8H45ZM5 8V9H4ZM36 8H38V9H36ZM40 8V9H39ZM44 8L46 9V11H48V12H45V10H44ZM48 8V9H47ZM106 7L104 6V8L103 9H105ZM34 9V10H33ZM49 9L51 10V11H49ZM40 10H42V11H40ZM97 10H100L99 8H98V6H97ZM6 11V12H5ZM12 11V12H11ZM3 12H5L4 14H3ZM36 12V13H35ZM21 13V12H20ZM45 13V14H44ZM51 14L53 17H54V21L55 22H51V19L53 18V17H51V15H47V14ZM1 15H3V16H1ZM5 15H7V16H5ZM9 15V16H8ZM45 15H47L48 16V19H47V17L45 16ZM20 16V17H19ZM43 18H42V17ZM50 16V17H49ZM18 17L21 19H18ZM39 18V19H38ZM44 18H46L47 19V22H46V19H44ZM8 19H10V20H8ZM37 20L39 21V22H37ZM44 20V21H43ZM53 20V19H52ZM18 21V22H17ZM40 21H42L41 23H40ZM86 22H89L88 24H85ZM3 23H4V25H3ZM14 23V24H13ZM37 23V24H36ZM23 24V25H22ZM26 24V25H25ZM35 24V25H34ZM38 24H40V26H42V27H40ZM86 25V27L84 28V30H83V25ZM32 25V26H31ZM38 25V26H37ZM166 25V23L165 22H160V23H157V22H155V23H150V28H153V27H159V28H164V27H162V26H165ZM37 26V27H36ZM47 27V29H46V27ZM91 26V28H89ZM16 27V28H15ZM20 27V28H19ZM25 27H26V29H25ZM93 27V28H92ZM98 29H97V28ZM9 28V29H8ZM29 28V29H28ZM48 28H50V29H48ZM95 28V29H94ZM43 29V30H42ZM94 29V30H93ZM9 30V31H8ZM18 30V31H17ZM27 30V31H26ZM34 30V32H32ZM38 30V31H37ZM14 31V32H13ZM19 32V33H17V32ZM40 31V32H39ZM56 31V32H55ZM118 31V30H117ZM181 31V30H180ZM9 32V33H8ZM38 32V33H37ZM106 32V33H105ZM4 33V34H3ZM25 33V34H24ZM47 35H46V34ZM49 33H50V35H49ZM7 34V35H6ZM21 34V35H20ZM31 34H33V35H31ZM108 34V35H107ZM168 34H170V33H168ZM174 34V35H173ZM38 36V38H37V36ZM44 35V36H43ZM45 35H46V37H45ZM88 35V36H87ZM2 36V37H1ZM15 36V37H14ZM20 37V39H19V37ZM48 36V37H47ZM50 36V37H49ZM56 36V37H55ZM64 36V37H63ZM171 36L172 37H177V40L176 39H174V38H172L173 40H175V41H178V42H181V41H184L186 44H187V46H193V45H190V44H188V42H186L185 41V39H183V37L181 36V34H180V32H179V30L177 29V30H173L172 32H171ZM8 37L10 38V37H12V39L10 38V39H8ZM29 37V38H28ZM43 37V38H42ZM7 38V39H6ZM23 38V39H22ZM24 38H26V39H24ZM33 39V41H32V39ZM38 40H37V39ZM40 38V39H39ZM65 38V39H64ZM117 38L119 39V40H117ZM2 39V40H1ZM35 39V40H34ZM57 39V40H56ZM62 39V40H61ZM73 39V40H72ZM94 39H98V40H102V41H107L108 40V42H109V40L110 41H112V43H114V45H117V46H114L113 45V47L111 48V46H107V45H104V44H100V43H97V42H94L93 40ZM25 40V41H24ZM41 40V41H40ZM72 40V41H71ZM74 40H75V42H74ZM77 40V41H76ZM81 40H83V41H81ZM179 40H181V41H179ZM43 41V42H42ZM86 41V42H85ZM36 44H35V43ZM118 42V43H117ZM124 42H126V43H124ZM223 42V41H222ZM26 43V44H25ZM59 43V44H58ZM96 43V44H95ZM181 43H183V42H181ZM229 43H231V42H228L227 44H229ZM25 44V45H24ZM29 44V45H28ZM55 44V45H54ZM164 44V45H163ZM168 44V45H167ZM184 44V43H183ZM227 44L225 45V46H227ZM19 45H21V46H19ZM30 45H32V46H30ZM82 45V46H81ZM98 45V46H97ZM181 45V44H180ZM14 46H16V47H14ZM17 46H19V47H17ZM44 46V47H43ZM104 46V47H103ZM107 48H106V47ZM137 46V47H136ZM167 47V49H168V51L171 49V52H170V56H166V52H168L167 50H166V47ZM179 46V45H178ZM230 46V45H229ZM35 48V49H33V48ZM43 47V48H42ZM149 49H148V48ZM155 47L157 48V50L155 49ZM162 47H163V49H162ZM195 47V46H194ZM258 47V49H259V46H257ZM11 48V49H10ZM104 50H103V49ZM145 48V49H144ZM153 49V51H155V52H158V53H153V52H150V51H152V49ZM13 49V50H12ZM16 49H18V50H16ZM134 49H137V50H139L140 52H138V51H133ZM141 49H142V51H141ZM161 49V50H160ZM164 49H165V52L164 53H160L161 51H164ZM260 49H264L263 47H261L260 46ZM14 51V53H15V55L17 54L18 55V53L19 52H21L22 53V51H25V52H23L24 54H25V56L24 55H22L21 53H20V55H19V58L20 57H22V58H20V59H17V57L18 56H14V54H13V52H12V57H10L11 56V51ZM16 50V51H15ZM92 50V51H91ZM107 50H110V51H107ZM120 50V51H119ZM147 50H150V51H148V52H146ZM174 50V51H173ZM17 51H19V52H17ZM36 51V52H35ZM47 51V52H46ZM81 51V52H80ZM87 51V52H86ZM125 51V52H124ZM129 51V52H128ZM160 51V52H159ZM175 51H176V53H175ZM9 52V53H8ZM27 52H30V53H27ZM42 52V53H41ZM114 52V53H113ZM178 52V53H177ZM183 52V53H182ZM45 53H47V54H45ZM69 53V54H68ZM77 53V54H76ZM97 55H96V54ZM102 55H101V54ZM106 53V54H105ZM127 55H126V54ZM148 55H147V54ZM30 54V56H28ZM34 54V55H33ZM39 54V55H38ZM44 55V56H42V55ZM79 54H81V55H79ZM122 54V55H121ZM139 54V55H138ZM153 54H157V55H159V58L158 57H156V56H154ZM175 54L177 55L176 57H175ZM22 55V56H21ZM27 55V56H26ZM36 55H38V56H36ZM41 55V56H40ZM91 55V56H90ZM105 55H106V57H108V60L110 59V61L111 62H117V63H122V64H125L124 62H126V64L128 63V65H126L125 64V66H126V68L127 67H130V66H132V62H134V63H138L139 61H141V62H139V64H144L145 66H148V68H151V70H153L152 68H154V69H156L157 67L159 68V72H160V74L157 72V71H155V73L157 72V74H155L154 73V71H151L152 73H153V75H155L154 77L151 75L152 73L149 71V73H151L150 75H148L147 76V79H148V77H153V78H151L152 79V81H153V79H155L154 80V82H155V90L157 89V87L159 88L160 87V89H161V93L163 94L162 96L161 95H159V93L160 92H157V91H154V86H152V89H151V86L150 85H148L147 83L149 82H151L150 84L152 85V84H154L152 81H151V79H150V81H149V79H148V81L146 82V78H144V77H146V75H144V76H141L142 78H143V80H141L142 78H140V74L137 72L136 73V71H133L132 72V70H130V69H133L132 67H130L129 69H125V70H127V71H125V70H123L124 71V73L121 71V73L119 74V72H118V75L119 76H117V77H119L120 79L123 77V76H127L128 74V78L134 73H136V74H139L138 76L137 75H135L134 77L132 76L131 78L132 79H128V80H138L139 82L137 83V80H136V83H134V85H135V88L137 89V93H142L143 91L144 92H146V91H148V93H146V94H148V96H146L145 94L143 95V93H142V95H141V97H140V93L139 94H137V95H139V98H142L141 100H142V104H144L145 103V105H146V107H144V106H142V104H141V106L139 105L140 104V102H141V100H139L136 96V91L135 90H133V88H130L129 90H131L132 89V91H130L129 92V90H127L126 92H125V90L123 91V92H120V90H122L119 86H118V90H115L117 87V85L116 86H112L113 88H115L113 91L112 90H110V92H108V89H112L111 88V86H109L108 87V89H106V88H103V89H106V92H107V96H109V94L110 93H112L110 96H112L111 98H110V96H109V98L112 100H106L108 97L107 96H104V95H106V94H103V93H106V92H104V91H101V90H103L100 86H98L97 84H96V82L93 84V82L97 79V78H103V79H109V78H107V75L104 73V70H105V68L104 67H102L101 66V64H103L102 62H100V61H103V58H105L104 59V63H107V58L105 57ZM132 55V56H131ZM134 55H136V56H134ZM172 55V56H171ZM33 56H35V57H33ZM98 56H100V58L98 57ZM134 56V57H133ZM138 56H141V57H139L138 58ZM166 58H165V57ZM182 56H183V58H182ZM188 58V59H186V57ZM42 57H43V59H42ZM92 57V58H91ZM102 57V58H101ZM150 57V58H149ZM189 57H190V59H189ZM193 57V58H192ZM225 57V58H224ZM3 58H5V59H3ZM13 58V59H12ZM16 60H15V59ZM76 58V59H75ZM114 58V59H113ZM128 58V59H127ZM139 59V60H137V59ZM154 58H156V60L153 59ZM196 59V61H194L195 59ZM204 58V59H203ZM207 58V59H206ZM212 58V59H211ZM33 59V60H32ZM38 59V60H37ZM41 59H42V61H44V62H42L41 61ZM112 59L114 60V61H112ZM127 61H126V60ZM142 59V60H141ZM145 59V60H144ZM151 60V61H149V60ZM183 59V60H182ZM192 59H194V60H192ZM200 59V60H199ZM220 59V60H219ZM12 60H14V61H12ZM17 60H20V61H17ZM27 60V61H26ZM29 60H30V62H29ZM61 60V61H60ZM64 60V61H63ZM106 60V61H105ZM123 60V61H122ZM131 60V61H130ZM157 60H158V62H157ZM188 60V61H187ZM191 60V61H190ZM198 60V61H197ZM208 60V61H207ZM223 60V61H222ZM226 60V61H225ZM245 60H248V59H245ZM17 61V62H16ZM23 61H25V62H23ZM33 61V62H32ZM38 61V62H37ZM99 61V62H98ZM149 61V62H148ZM154 61H156V62H154ZM206 61V62H205ZM217 61V62H216ZM221 61V62H220ZM225 61V62H224ZM230 61V62H229ZM148 62V63H147ZM151 62V63H150ZM154 62V63H153ZM219 62V63H218ZM227 62H229V63H227ZM239 63V65L238 66H240V67H238V66H236V65H234V64H231V63ZM34 63V64H33ZM35 63H37V64H35ZM47 63V64H46ZM99 63H101L100 65H99ZM150 63V64H149ZM158 63H160V64H158ZM201 63V64H200ZM204 63V64H203ZM212 63V64H211ZM218 63V64H217ZM227 64V66H226V64ZM242 63H244V65L242 64ZM7 66H6V65ZM20 64V65H19ZM25 64V65H24ZM58 64V65H57ZM78 64V65H77ZM131 64V65H130ZM154 64V65H153ZM156 64H157V66H156ZM215 64V65H214ZM223 64V65H222ZM246 64V65H245ZM13 65H15V66H13ZM24 65V66H23ZM36 65H39V66H36ZM46 65V66H45ZM120 65V64H119ZM134 65V64H133ZM208 65V66H207ZM210 65V66H209ZM216 65H217V67H216ZM220 65H222V66H220ZM6 66V67H5ZM10 67V70H9V67ZM11 66H12V68H11ZM32 66V67H31ZM36 66V67H35ZM43 66H45V69H44V67ZM189 66V67H188ZM202 66V67H201ZM213 66V67H212ZM224 66V67H223ZM244 66H248V68L247 67H244ZM16 69H15V68ZM22 67V68H21ZM31 67V68H30ZM38 67H40V68H38ZM43 67V68H42ZM112 67V66H111ZM227 67H231V68H227ZM236 67H238V69H235ZM25 68H28L27 70L25 69ZM202 68V69H201ZM225 68V69H224ZM240 68H245V69H248V70H242V69H240ZM250 68V69H249ZM261 68V67H260ZM4 69H6V70H4ZM38 69L40 70V71H38ZM44 69V70H43ZM50 69V70H49ZM101 70V71H98V70ZM114 69H116V68H114ZM114 69H112V72H113V74H115V73H117V71L116 70H114ZM219 69V70H218ZM258 69V68H257ZM8 70V72H6L5 73V71H7ZM13 70V71H12ZM23 70H26V71H23ZM34 70V71H33ZM115 71V73H114V71ZM134 70V69H133ZM231 70V71H230ZM1 71H3V72H1ZM28 71V72H27ZM30 71V72H29ZM33 71V72H32ZM46 71H49V72H46ZM52 71V72H51ZM54 71V72H53ZM66 71H70V72H66ZM131 73H130V72ZM262 71V70H261ZM13 72V73H12ZM27 72V73H26ZM35 72V73H34ZM44 72V73H43ZM45 72L46 73H48V76H45ZM111 72V73H112ZM126 72H127V74H126ZM255 72H257V73H255ZM25 73H26V76H27V78H26V76H25ZM34 73V74H33ZM37 73H40L39 75H42V74H44V76L42 75V76H39ZM42 73V74H41ZM53 73V74H52ZM62 73L64 74L65 73V75H62ZM67 73V74H66ZM69 73H74L73 75H75V76H70V77H68L69 75ZM77 73V74H76ZM111 73H109V74H111ZM148 73V74H149ZM230 73V74H229ZM5 76V78L2 76ZM8 74V76H6ZM22 74V75H21ZM33 74V75H32ZM51 74H52V76H51ZM80 74V75H79ZM185 74V75H184ZM232 74H234V75H232ZM37 75V77H35V76ZM58 75H60V77L58 76ZM71 75V74H70ZM202 75V74H201ZM218 75V76H217ZM237 75V76H236ZM256 75H257V77H256ZM21 76V77H20ZM22 76H25V77H22ZM51 76V77H50ZM78 77L79 78V80H78V83H74L73 85H76L77 87H75V88H73L74 86L72 85V88L71 87H67V91H65L66 90V88H64V87H59L60 85H56L55 86V84H57V82L55 83L54 81H57V79L58 78H61V77H68V78H71V80L70 81H75L76 82V79H78V78H75V77ZM82 78H81V77ZM222 76V77H221ZM225 76V77H224ZM233 76V77H232ZM237 77L236 79H235V77ZM263 78H262V77ZM17 77H20V78H18V79H16ZM42 77H44L45 79L46 78H50V79H52V80H50L49 78V82L47 83H45L43 80H42ZM85 77V78H84ZM88 77H90V79L88 78ZM92 77V78H91ZM96 77V78H95ZM125 77H123L121 80H124V79H126ZM140 78V79H138V78ZM173 79L172 80V86L174 87L172 90H173V93L175 92V90H176V92L173 94L172 92H170V91H172V90H167V88H166V86H168L169 85V82H168V80L169 79H171V78ZM221 77V78H220ZM248 77H249V79H248ZM254 77V78H253ZM25 78V79H24ZM34 78V79H33ZM94 78V79H93ZM182 78V79H181ZM239 78V79H238ZM247 78V81H245V82H243V80L241 81L240 79H246ZM259 78V79H258ZM5 79V80H4ZM32 79V80H31ZM38 80V79H40V81L38 82V81H36L35 83H34V81L35 80ZM48 79H46L47 81H48ZM53 79H54V81H53ZM195 79V78H194ZM258 79V80H257ZM16 80H19L18 82H16ZM34 80V81H33ZM45 80V81H46ZM80 80H82V82H84V84H81L80 83ZM93 81V82H91V83H89L88 84V81ZM127 80V79H126ZM133 80V81H134ZM141 80V81H140ZM145 80V81H144ZM181 80V81H180ZM251 80V81H250ZM32 81V82H31ZM51 81H53V83H54V86L53 87H51L53 84H50V82ZM146 83V85L144 84V82ZM260 82V83H257V82ZM15 82V83H14ZM28 82V83H27ZM29 82H31V83H29ZM143 82V83H142ZM158 82V83H157ZM195 82H197V81H195ZM243 82V83H242ZM13 83V84H12ZM18 83V84H17ZM40 83H39V85H40ZM45 83V84H44ZM79 83H80V85H79ZM86 83V84H85ZM141 83H142V85H141ZM156 83L158 84V86L156 85ZM31 84V85H32ZM44 84V85H43ZM49 85V86H47V85ZM59 84V83H58ZM138 84H139V86L141 85V86H143L144 85V87H142V89H143V91H142V89L140 88V87H138ZM3 85V86H2ZM6 85V86H5ZM8 85V86H7ZM25 85V87H27ZM29 85H28V87H29ZM45 85H46V88H45ZM51 85V86H50ZM84 85H87V86H84ZM95 85H97L98 86V89L100 88V90H97V88L95 87ZM185 85V86H184ZM4 86H5V88H4ZM38 86V85H37ZM84 86V87H83ZM89 86V87H88ZM92 86H94L95 88H93ZM150 87V89H146L145 87ZM178 86V87H177ZM183 86V87H182ZM25 87H24V89H25ZM27 87V88H28ZM35 89H34V88ZM50 87L52 88V89H50ZM138 87V88H137ZM175 87H176V89H175ZM23 88V87H22ZM53 88H56V89H53ZM82 88V89H81ZM86 88V89H85ZM88 88H90V89H88ZM120 88V89H119ZM141 89V90H138V89ZM165 88H166V91H164L165 90ZM13 89H14V93H13ZM23 89V90H24ZM72 89V90H71ZM85 89V90H84ZM94 89L95 90H97L98 92H94ZM159 89V90H160ZM19 90H20V92H19ZM26 90V89H25ZM25 90H24V92H25ZM61 90V91H60ZM85 92V91H87V92H85V93H83V91ZM88 90H90V93H89V91ZM151 90V93H149V91ZM158 90V91H159ZM27 91V90H26ZM42 91V90H41ZM53 91V92H52ZM54 91L55 92H58L57 94H55L54 93ZM69 91V92H68ZM120 92V93H122V94H118V93H116V92ZM139 91V92H138ZM9 92V93H8ZM10 92H12V94L13 95H15V97H13V95L12 94H10ZM15 92H17L16 94H15ZM52 92V94L53 95H55V98H54V96H51V93ZM60 92V93H59ZM72 92H74L75 93V95L73 96L72 94H74V93H72ZM93 92V93H92ZM99 92H101V93H99ZM131 92H134L133 94L131 93ZM152 92H157L158 94H156V93H152ZM166 92H168L169 93V95L166 93ZM182 92V93H183ZM189 92V91H188ZM47 93V94H46ZM49 93V94H48ZM72 93V94H71ZM79 93H80V95H82V96H80L79 95ZM81 93H83V94H81ZM88 93H89V95H88ZM96 93H98V94H96ZM114 93H116V95H117V98H116V95H114ZM160 93V94H161ZM171 93H172V95H171ZM187 93V92H186ZM252 93V94H253ZM6 94H7V96H6ZM31 94V93H30ZM130 95V98L131 99H134V100H136V99H138L137 101H134V100H129V96L128 95ZM152 94V95H151ZM153 94H156V95H153ZM176 94V95H175ZM16 95H18V97L16 96ZM49 95V96H48ZM71 95V96H70ZM86 97V95H87V99L86 100H88L89 102L88 103H86V102H82L83 100H80V99H84V96ZM93 95H95V96H93ZM118 95L121 97V95H122V97H123V99H121V98H118ZM124 95V96H123ZM136 95V96H135ZM152 96V98H153V96L155 97V96H158V98L157 97H155V99L157 98V99H159L158 101H159V104L162 102V101H166V100H168L169 99V101L172 103V101L171 100H173V103L175 102V104L174 105H172L169 101H166V102H169V103H167V105L163 102V105H166L165 106V108L166 107H168L167 109H165V108H163V109H160L161 107H159L158 106V108L157 107H155V106H157V104H158V102H157V100H156V102L154 101L155 99H153V102L151 101L152 100V98H149V96ZM166 95H168V96H171L172 98H168V97H164V96H166ZM10 96H12L13 98H15L16 99V101H15V99H13L15 102H13V101H11L12 100V97H10L11 98V100H9L10 98L9 97ZM22 96H24V98L22 99ZM68 96H70V97H68ZM90 96V100L88 99V97ZM98 96H100V97H98ZM126 96H128V98L126 97ZM133 96V97H132ZM143 96V97H142ZM159 96H160V98H159ZM178 96V95H177ZM8 97V100L6 99ZM79 97V98H78ZM92 97H95V98H92ZM96 97H97V99H96ZM103 98L102 100L100 99V98ZM107 97V98H106ZM125 97V98H124ZM147 97H148V99H147ZM161 97H162V101L160 100L161 99ZM37 98V99H38ZM70 98V99H69ZM72 98V99H71ZM74 98H75V101H74ZM76 98H77V100H76ZM115 98V99H114ZM147 99V101H146V99ZM163 98H167L166 100L165 99H163ZM174 98V99H173ZM178 97H176V99H177ZM5 99V100H4ZM34 99V100H35ZM36 99V101H38ZM128 99V100H127ZM171 99V100H170ZM263 99V98H262ZM261 99V100H262ZM1 100V101H2ZM67 100V101H66ZM86 100H84V101H86ZM97 100V101H96ZM106 102H105V101ZM124 102H123V101ZM127 100V101H126ZM192 100V99H191ZM23 101H25V102H23ZM36 101H34V102H31V104H36ZM40 101L41 100H39L38 101V103H40ZM70 101V102H69ZM74 101V102H73ZM82 102V103H80L79 104V102ZM95 103H94V102ZM107 101H108V103H107ZM115 101H117V102H115ZM124 103H122V102ZM144 101V102H143ZM149 101H151L152 103H154L155 102V105H152L151 104V102H149ZM161 101V102H160ZM254 101H257V104L258 105H260V100H254ZM7 102V103H6ZM10 102H12L13 103V105L11 106V105H8V103H10ZM42 102V101H41ZM72 102V103H71ZM111 104H110V103ZM115 102V103H114ZM120 102H121V106H120ZM136 102V103H135ZM150 104H149V103ZM12 103H10V104H12ZM14 103H16V104H14ZM18 103V104H17ZM37 103V104H38ZM67 103V104H66ZM76 103H78V105L76 104ZM105 103H107V104H105ZM6 106H5V105ZM37 104L35 105V106H37ZM50 104V107H52L53 105H51V103H49ZM66 105V107H67V109H66V107H65V105ZM70 104V105H69ZM116 104H118L120 107H121V109H120V107H119V109L120 110H118V106L116 105ZM158 104V105H159ZM0 105V106H1ZM8 105V106H7ZM22 105V106H21ZM81 105V106H80ZM83 105V106H82ZM116 106V108H114V107H111V106ZM123 105V106H122ZM135 106L136 105V107L138 108L139 106L140 107H142V108H140V109H144V108H146V109H144V110H139V109H137V108H134V107H132V106ZM151 105V106H150ZM162 105V103L160 104V106H162V107H164ZM172 105V107H169V106H171ZM10 106V107H9ZM16 107V106H18L17 108L18 109H12L11 107ZM20 106V107H19ZM31 106H33V105H31ZM126 106H129V107H126ZM130 106H131V109H130ZM147 106H149V107H147ZM152 106H154V107H152ZM6 107V108H5ZM8 107L10 108V111L12 112V114H10L11 112H9V109H8ZM94 107V108H93ZM112 109H111V108ZM123 107V108H122ZM124 107H126V108H124ZM4 108V109H3ZM20 108V109H19ZM52 108H54V107H52ZM127 108H129L128 110H126ZM135 109V110H133V109ZM174 109V110H172V114H173V112L175 111L176 112V110L177 109ZM191 108H193V107H189V109H187V110H190ZM87 109H89V110H87ZM110 109V110H109ZM125 109V110H124ZM137 109V110H136ZM155 109V110H154ZM8 110V111H7ZM16 110V112H13V111H15ZM55 110V111H56ZM108 110V111H107ZM116 110V111H115ZM124 110V111H123ZM149 110V111H148ZM156 110L158 111V113L156 112ZM160 110H161V112H160ZM165 110V111H164ZM170 110V113L168 112ZM192 110V109H191ZM191 110L189 111V113H191ZM17 111H20L21 113L23 112V114L21 115V113H17ZM67 111V112H66ZM85 111V112H86ZM92 111V112H93ZM107 111V112H106ZM134 111H140V112H143V113H145L146 115H144L143 113H140V112H134ZM145 111V112H144ZM147 111H148V113H147ZM179 111L178 112H176L177 114L179 113ZM183 111V112H184ZM193 111V110H192ZM243 111V113L240 111V114L241 115H243L244 114V112H245V116H246V114H247V112H248V110L246 111H244V110H242ZM7 112H9V113H7ZM91 112V113H92ZM95 112V111H94ZM160 112V113H159ZM255 112V113H254ZM253 112V114L256 116L257 114H261V110H257L256 109V111H254ZM4 113H7V114H4ZM13 113H15L16 115L17 114H19L18 116H16L15 114H13ZM28 113V114H27ZM63 113V114H62ZM65 113V114H64ZM67 113V114H66ZM89 113H90V111H89ZM124 113V114H123ZM161 113H163V114H161ZM164 113H165V115H164ZM26 114V115H25ZM141 114V115H140ZM158 114H160V115H158ZM167 114V115H166ZM175 115V113L172 115V116H178V115ZM9 115H10V117H12L13 119V121L11 120V118L9 117ZM15 117H14V116ZM31 115V114H30ZM61 115H63V116H61ZM124 115V116H123ZM126 115V116H125ZM137 115V116H136ZM142 115H144V117L142 116ZM158 116V117H160V118H157L156 116ZM164 115V116H163ZM189 115V114H188ZM190 115H192V114H190ZM8 116V117H7ZM26 117V121H23V122H21L20 123V118L21 117ZM128 116H130L129 117V119H128ZM136 118H135V117ZM154 116V117H153ZM171 116V117H172ZM174 116V117H175ZM23 117V118H24ZM56 117V118H55ZM60 117V118H59ZM63 117V118H62ZM132 117V118H131ZM134 117V118H133ZM141 117H143L142 119H141ZM173 117V118H174ZM8 118V119H7ZM23 118H21L22 120H25V119H23ZM58 118V120H59V122L56 120ZM62 118V119H61ZM66 118L67 117H65V120H66ZM126 118V119H125ZM157 118V119H156ZM164 118V120H162ZM19 119V120H18ZM61 119V120H60ZM120 119V118H119ZM132 119V122H130V120ZM137 120V122H136V120ZM166 119V120H165ZM177 119H178V117H177ZM6 120V121H5ZM7 120H11V122L13 123V124H11V122L10 121H8L7 122ZM16 122H15V121ZM18 120V121H17ZM21 120V121H22ZM162 120V121H161ZM168 120V121H167ZM28 121V122H27ZM55 121V122H54ZM141 121V122H140ZM172 121V120H171ZM203 121V120H202ZM18 122V124H16ZM26 122H27V124H28V126H27V124H26ZM74 122H77V121H74ZM122 122V121H121ZM128 122V123H127ZM155 122V123H154ZM159 122V123H158ZM166 122H168V124H166ZM15 123V124H14ZM57 123V124H56ZM205 123H207L206 121H204V126H205V128L207 127V125H205ZM23 125V126H21L20 127V125ZM126 124H128V125H126ZM156 124V125H155ZM159 124H161V125H159ZM201 124H202V122H201ZM1 125V124H0ZM15 125H17V126H15ZM130 125V126H129ZM144 125H145V127H144ZM158 125V126H157ZM6 126H7V128H6ZM8 126H10V127H8ZM16 128H15V127ZM25 126H27V127H25ZM52 126V127H51ZM160 126V127H159ZM164 126V127H163ZM165 126H166V128H165ZM203 126V124H202V127H204ZM17 127H19V128H17ZM26 129H25V128ZM58 127V128H57ZM144 127V128H143ZM9 128V129H8ZM24 128V129H23ZM88 130H89V132H91L92 134H96V135H99V134H102V133H99V132H97L98 131V127L96 126V124H89L87 127H86ZM138 128V129H137ZM160 128H162V129H160ZM208 128V127H207ZM264 128V127H263ZM261 129L260 130V132L262 133V132H264V129ZM2 129V130H1ZM4 129H6V130H4ZM11 129H14V131L16 132H14V131H12V132H10L11 131ZM19 129H21V130H19ZM24 130V133L26 134V136H27V139H26V136H25V134L23 133V132H20V131H23ZM157 129H160V130H158V132H157ZM209 129V128H208ZM60 132H59V131ZM138 130V131H137ZM31 132L30 134H29V132ZM27 132V133H26ZM35 134H33V133ZM61 132H63V133H61ZM127 132V133H128ZM134 133V136H133V134L132 133ZM137 132V133H136ZM139 132H140V134H139ZM146 132V133H145ZM8 133V134H7ZM17 135L16 137H15V135ZM20 133V134H19ZM40 134V138H39V134ZM51 133V135H48V134H50ZM59 135H58V134ZM61 133V134H60ZM131 133V134H130ZM158 134L159 133V136L157 135L156 137H155V135L156 134ZM171 133V132H170ZM7 134V135H6ZM11 134V135H10ZM24 134V135H23ZM57 134V135H56ZM91 134V136L90 137H92L93 135ZM4 135H5V138H4ZM8 135H10V138H8L7 139V137H9ZM19 135L20 136H22L23 135V137L22 138H19ZM30 135V136H29ZM43 135H45V136H43ZM48 135V136H47ZM53 135V136H52ZM136 135V136H137ZM173 135V134H172ZM46 136H47V138H48V140H46L47 138H46ZM51 136V139L49 138ZM57 136H59V137H57ZM141 138H140V137ZM174 136V135H173ZM13 137H15V138H13ZM24 137H25V139H24ZM43 139H42V138ZM102 137L104 138L105 136H103L102 135ZM156 139H155V138ZM176 137V136H175ZM29 138V139H28ZM36 138V139H35ZM41 139L40 141H39V139ZM125 138H127L126 136H125ZM129 138V137H128ZM127 138V141L128 140H130L131 141V139H128ZM53 139H55V140H53ZM117 139H118V137H117ZM10 140V141H9ZM31 140V141H30ZM36 140V141H35ZM54 142V143H52V141ZM150 140H152V141H150ZM155 140H157L156 142H157V149H158V147H159V149L157 150V153H156V151L155 152H153V149H155L156 150V145H154V147L153 146H149V145H153L154 143L156 144V142H155ZM6 141V142H5ZM23 141V142H22ZM30 142V144L32 145L33 143V149L31 148V150H32V152H33V154L31 155V150H30V148L28 147L29 145H27L26 144V142ZM34 141V142H33ZM47 141V142H46ZM56 141H57V144H56ZM59 141V142H58ZM12 142H15V144L16 145H14V143H12ZM20 142H22L24 145H25V147H24V145L23 144H20ZM32 142V143H31ZM46 142V143H45ZM151 142H152V144H151ZM18 143V144H17ZM41 143V144H40ZM46 144V145H43L44 146V149L43 150H41L42 152H43V155H44V153H46V150H48L49 149V147H50V151H51V154L50 153H48V154H50V155H48L47 156V154H45L44 156H46L47 158H45L46 160H48V159H50L51 157H52V159L50 160L51 162H50V165H51V167H50V165H49V167H50V169H48L47 168V164L49 163H46L47 161H44L45 159L44 158H42V154L40 153V150H38L39 148H42V147H40V146H42V144ZM128 143H129V141H128ZM147 143H148V146H147ZM150 143V144H149ZM20 144V145H19ZM51 144V146H49ZM55 144H56V146H55ZM38 145V146H37ZM17 146V147H16ZM20 146V147H19ZM21 146H22V148H23V150H25L26 149V146H27V151H22L21 149ZM35 146H37L36 148H35ZM48 146V147H47ZM64 147V148H61V147ZM140 146H142L141 148H140V151L141 152H139V150H138V147H140ZM3 148V147H5V146H0V148ZM47 149H46V148ZM54 147H55V149H54ZM132 147H131V149H132ZM1 148V149H2ZM11 148V147H10ZM20 148V149H19ZM38 148V149H37ZM146 148H148L150 151H152V152H150V151H148V149H146ZM0 149V150H1ZM5 148H3V150H1L0 152V155H3V156H5L7 159H10V160H12L13 159V156H14V159H15V155H11V152L10 151H8L7 149H5ZM14 149V150H13ZM37 149V150H36ZM53 149L57 152H54L53 151ZM61 149H63V151L61 150ZM142 149V150H141ZM30 150V151H29ZM34 150V151H33ZM4 151V152H3ZM37 151H39V152H37ZM134 152H135V150H133ZM159 151V152H158ZM3 152V153H2ZM6 152H10V154H8V153H6ZM29 152V153H28ZM52 152H54V153H56V154H54V153H52ZM135 152V154H137ZM148 152H149V155H148ZM25 153H27V154H29L30 156H32V157H30L29 155L27 156ZM38 153H40V154H38ZM152 153H156L155 154V156H153L154 154H152ZM23 154V155H22ZM35 154V155H34ZM6 155H8V157L6 156ZM53 155V156H52ZM164 155H166L167 156V158H165V156H164V158H163V156ZM10 156H12L11 158H9ZM41 156V157H40ZM139 157H140V155H138ZM138 156L136 157V158H138ZM37 157V158H36ZM39 157V158H38ZM204 159H203V158ZM31 158V159H30ZM32 158H34V159H32ZM35 158H36V163H35ZM207 157H205L204 155L203 156H201L200 158H198V162L201 164V166H200V168L198 167L200 164L199 163H197L195 160H193L192 161V163H191V161H190V163L188 162V164H190L191 166H189V165H187L186 163H185V161L184 160H178V167L180 168V173H178L177 174V176H175V175H172V174H169L168 172H165L164 174H163V178H161L160 180H158L157 181V179H154L155 180V182L156 183H154V184H152V181H150V179H149V176H145V179H146V183L144 182H141L139 179H137L136 177H133L129 172H127V171H117V170H109L119 181H121L123 184H125L128 188H130L131 189V193H130V195H131V198L130 199H128V200H126V202H123L124 200H123V198L121 197V195L120 194H118V193H115V192H108V193H106V195H105V197H104V203H103V205H104V207H103V210H102V212L103 213H105L107 216H109V217H112V219H109V220H111V221H114L113 223L114 224H117V225H121V226H123L122 228L124 229L123 231H125V232H127V230H128V228L130 227V226H132L134 223H135V219H120V216H119V213H120V211H123V208H124V210L128 207V205H129V212L126 214V216L128 217V218H132V217H134V216H139V217H141L142 219H140V223H141V231H143V230H145L146 231V233L147 234H149L150 232L151 233H154L155 232V234H154V238L152 237V239H153V243H150L151 241L149 240L148 242L151 244V250H154V251H157V252H159L158 253V255L156 256V261H157V263H159V264H164V261H166L165 259H166V257H167V259H169V257H170V255H174L175 256V254L174 253H176L177 252V256L180 258L181 256H180V254L181 255H183V254H185L184 255V257L182 256L180 259L177 257L176 258V260L178 261V264H190L191 263V261L190 260H188V261H186L187 259V254H186V251H188V249H191L192 248V246L191 245H193L194 243L193 242H195V240H196V242H195V244L197 243H199L197 240H199L200 238H198V237H196V236H194V232H195V230L197 231V232H199V233H201L203 236H205L207 239L208 238H211L212 239V241H214L212 244H213V247L216 245V246H218V244L219 243H221V245L219 244V246H218V249H222V247H224V246H227V245H229L230 243H231V245L233 246L234 244H236L237 242H238V240L237 239H240L241 241H240V250L238 249V250H233L235 253H237V252H240V260H241V264H244L243 263V259H245V258H247L248 257V255H249V257H251L252 255L254 256H252L253 258H255L254 260L255 261H252L253 260V258H252V262H250V264H264V258H261L260 256H263L264 257V250L262 251V249H264V197H263V195L264 194H262L263 192H264V189H263V187H264V176L263 175H258V173H256L255 175H254V173L253 174H251L250 175V178H251V183L249 182V184L251 185V186H249L248 187V190L247 189H243V188H238V187H236V188H233V193H231V194H233L234 195V198H236V196H237V199H241L242 197H243V195H244V193L243 192H245L246 190V192H249V191H254L258 196L255 198V199H250V201L249 202H247V204L245 205V207H240V211L239 210H235V208L234 207H232L233 209H232V211L233 212H231V213H229L228 214V212L231 210L230 208H231V206H230V203H226L225 205H226V207H225V205H224V201H223V203H222V200H221V198H223L224 200H225V196L227 195V193H226V195H225V193H224V195L225 196H218V190L217 189H215L216 188V186L214 185L215 183H216V180H218V179H221V177L223 178H227L228 177V174H223L222 173V169H219L220 167L218 166L217 168L212 164V163H210L209 162V159L207 160L206 159ZM38 159V160H37ZM43 159V160H42ZM86 159H88V161H93V162H97V163H100L101 165L103 164V162L102 161H100V159L99 158H97V157H95V155H92V157H90V158H86ZM166 161H165V160ZM200 159V160H199ZM206 159V160H205ZM18 160H17V162L15 163V164H17L16 166L18 167H20V168H18L19 170H16V173H18L17 171H19V172H21V165H22V163L20 164L19 162H18ZM21 160V161H20ZM23 160V161H22ZM29 160H31V161H29ZM32 160H33V162H32ZM201 160H203L202 161V163H201ZM27 161H28V165L26 164L27 163ZM38 161V162H37ZM42 161V162H41ZM49 161V160H48ZM53 161V162H52ZM148 161H147V163L146 162H144L145 163V165H147V166H149V164H148ZM46 164H45V163ZM210 163V165L212 166H208L209 164L208 163ZM38 163H41L40 165L38 164ZM53 163H55V165H53ZM163 163V164H162ZM205 163V164H204ZM207 163V164H206ZM231 163L232 164H234V165H241L242 163H243V161L242 160H240V157H238V156H235L234 158H232L231 157ZM44 164V165H43ZM143 164V163H142ZM162 164V165H161ZM199 164V165H198ZM202 164H204L205 166H203ZM3 166L5 165V164H2ZM1 165V166H2ZM32 165V166H31ZM34 165V166H33ZM45 165H46V167H45ZM151 165H150V167H151ZM198 165V166H197ZM0 166V167H1ZM3 166L1 167V170H2V168H3ZM23 166V165H22ZM30 168H28V167ZM35 166H37V168L35 167ZM39 166H40V170H39ZM44 166V167H43ZM55 166V167H54ZM59 166V167H58ZM162 166V167H161ZM203 166V167H202ZM207 166V167H206ZM32 167V168H31ZM45 168V169H43V168ZM52 167H53V169H52ZM204 167H206V168H204ZM242 169H244L245 168V166H240ZM244 167V168H243ZM24 168H25V166H24ZM41 169H43V171L45 170L46 171V169H47V171L45 172L44 171V173H45V176L47 175V173H48V175H47V179H44V177L45 176H42V171H41ZM219 169V170H218ZM236 169H238V168H236ZM242 169H240V170H242ZM1 170H0V172H1ZM29 170H31V171H29ZM38 170V171H37ZM49 170H50V172H49ZM220 170H221V173H220ZM232 170L233 171H235V169H233L232 168ZM22 171H23V168H22ZM63 172V173H62ZM16 173L14 172V176H16ZM26 173V172H25ZM26 173V174H27ZM50 173V174H49ZM233 174H235L234 172H233ZM18 175H21V173L19 174L18 173ZM253 175V176H252ZM32 176H31V178H32ZM70 179H69V178ZM135 178V179H134ZM32 180H34L33 178L31 179V182L33 183V182H39V180H35V181H32ZM150 181V182H149ZM66 182H68V183H66ZM248 185V184H247ZM215 186V187H214ZM158 187V188H157ZM241 191V192H240ZM187 192H191V193H193L194 195H195V201L194 202H187V201H185L186 200V198H181V195H184L185 196V194L187 193ZM217 192V193H216ZM259 193H261V194H259ZM235 194H236V196H235ZM238 194V195H237ZM178 195H180V200H179V196ZM220 195V194H219ZM260 195V196H259ZM262 195V196H261ZM178 197V198H177ZM220 198V203H222L221 205L223 206V208L225 207V209H222V207H221V205H220V203H219V201H216V199L217 200H219V198ZM184 199V200H183ZM177 200V201H176ZM180 201V202H179ZM183 201H185V202H183ZM196 202V203H195ZM230 202V201H229ZM152 203H154V204H152ZM189 203H191V204H189ZM233 203V202H232ZM231 203V204H232ZM134 204V205H133ZM148 204H152V206L151 207H153L154 208V205L156 206H158L159 205V207H162L163 209L161 210V209H159V210H161L162 212H164V214H163V216H164V219H165V224H164V222H153L152 220L153 219H151L153 216H154V211H149V210H145L146 209V205H148ZM190 205H192L191 207H190ZM232 205H234V204H232ZM178 206V207H177ZM187 208H189V209H187ZM247 206V207H246ZM123 207V208H122ZM183 207V208H182ZM195 207V208H194ZM122 208V209H121ZM179 208H182L181 210L179 209ZM193 208V209H192ZM219 208V209H218ZM251 208V209H250ZM183 209L184 210H187V211H185L186 213H189L190 211L189 210H191V212L189 213V214H187L188 216L187 217H189L190 218V220H191V218H192V223L191 224H189L190 223V220H189V218H187L185 215V212L183 211ZM221 209V210H220ZM228 209V210H227ZM193 210V211H192ZM195 210V211H194ZM213 210H214V212H213ZM256 210V211H255ZM29 211V212H28ZM180 211V212H179ZM228 211V212H227ZM260 211V212H259ZM27 212L30 214V213H32L33 212V209L32 208H29V209H27ZM154 212V213H153ZM179 212V213H178ZM184 212V213H183ZM216 212H218V213H216ZM236 212L238 213L237 215H236ZM262 212V213H261ZM123 213V212H122ZM121 213V214H122ZM177 213V214H176ZM191 213L193 214V215H195V213H196V215L194 216V219H193V215H191ZM197 213H198V215H197ZM234 213V214H233ZM169 214V215H168ZM180 214V215H179ZM181 214H182V217H180L181 216ZM222 214V215H221ZM224 214L226 215V216H224ZM260 214V215H259ZM234 215V216H233ZM178 216L180 217V218H178ZM233 218H232V217ZM64 218H62L61 220H60V224H59V226H57V228L54 230V232H53V234H51L50 235V237L48 238V240H47V245H46V247L47 248H49V246H50V244H51V242H52V240L63 230V229H65V227H66V219L68 218V212H66L65 214H64V216H63ZM177 219H176V218ZM185 217V218H184ZM198 217V218H197ZM227 217V218H226ZM240 217V218H239ZM176 220H175V219ZM184 218V219H183ZM232 218V219H231ZM238 218V219H237ZM183 219V220H182ZM196 219V220H195ZM245 219V220H244ZM173 220V221H172ZM182 220V222H183V225H182V222L179 224V221H181ZM187 220H189V223H187L188 221ZM238 221L239 220V223H240V225H239V223L238 222H235V221ZM196 223H195V222ZM232 221H234V222H232ZM124 222V224H122ZM163 223V224H162ZM168 223V224H167ZM176 223H178V224H176V226L178 227H175V224ZM196 225H195V224ZM235 225H237V227L236 226H234V224ZM262 223V224H261ZM194 224V225H193ZM162 225H165V228H164V226L163 227H161ZM188 225V226H187ZM242 225V226H241ZM171 226H172V228H171ZM179 226H180V229H179ZM181 226H182V230H181ZM241 226V228H239ZM156 227V228H155ZM161 227V228H160ZM167 227H169V228H167ZM190 227V228H189ZM231 227H232V229H231ZM243 227V228H242ZM153 228V229H152ZM174 231H172V233H171V229ZM176 228V229H175ZM194 230H193V229ZM230 228V229H229ZM131 228H129V230H130ZM170 229V230H169ZM180 230V232H179V230ZM184 229V230H183ZM190 229L192 230V231H190ZM236 230V232H235V230ZM238 229H240V231L238 230ZM148 230V231H147ZM162 230V231H161ZM166 231V232H164V233H161V232H163V231ZM168 230H169V232H168ZM189 230V231H188ZM120 231H122V229L120 230ZM177 231V232H176ZM183 231H185V232H183ZM228 231V232H227ZM221 232L222 234H221V236L219 235V233ZM238 232H239V234H238ZM162 234V236L160 235V234ZM167 233H169L168 235H167ZM177 233V234H176ZM196 233V232H195ZM214 233H216L215 235H217V236H215L214 235ZM223 233H225V234H223ZM228 233H230V235L228 234ZM178 234H179V237H178ZM184 234H186V235H184ZM191 234V235H190ZM206 234V235H205ZM228 234V235H227ZM157 235L159 236V238H157ZM169 235H171L170 237H169ZM176 235V236H175ZM185 236V238H183L184 236ZM188 235H189V237H188ZM214 235V236H213ZM224 235V236H223ZM173 236V237H172ZM208 236V237H207ZM209 236H211V237H209ZM187 237V238H186ZM193 237L194 238H196V239H193ZM216 237H218V238H216ZM219 237H221L220 239H219ZM236 237V238H235ZM109 239H110V245H112L113 244V249H114V247H115V249L114 250H116V249H121L118 253H117V251H114V252H116V254L113 252V255H114V257H112L113 255H108L109 256V258H108V256L106 255V258H107V260H104V259H106L105 257H104V255L106 254V253H104V255H103V257H101L102 256V254L103 253H98L99 255L97 256V258L95 259L96 260V263L94 262V264H99L101 261H102V259L101 258H103V260H104V262L106 261V263L105 264H107V262H109L108 264H127V263H129V259L130 258H132V256H134V257H137V254L136 253H140V250L142 251L144 248L145 249H148V248H146L147 246L145 245V241L143 240L142 242H139V241H141L140 240V238H137L134 242H136L137 240H138V244H136V243H134L135 244V247H134V245H133V249L131 248L130 250L127 248V241H126V239H125V237H123V236H121L120 234H114L113 236H111V235H109V237H108ZM161 238V239H160ZM183 238V239H182ZM214 238H216V239H214ZM123 239V240H122ZM149 239H151V238H149ZM155 239L157 240V239H160V242H159V240H157V241H155ZM172 239V240H171ZM237 240V241H234V240ZM125 240V241H124ZM164 240V241H163ZM168 240V241H167ZM188 240V241H187ZM218 240H221V241H218ZM243 240V241H242ZM217 241V242H216ZM225 241V242H224ZM229 241V242H228ZM234 241V242H233ZM111 242H113L112 244H111ZM120 242H122V243H120ZM172 242V243H171ZM182 242V243H181ZM215 242H216V244H215ZM132 243V242H131ZM132 243V244H133ZM164 243V244H163ZM183 243H184V245H183ZM193 243V244H192ZM141 244H142V246L144 247H142L141 248ZM153 244V245H152ZM158 246H157V245ZM170 244H171V246H170ZM188 244V245H187ZM196 244V245H197ZM215 244V245H214ZM243 244V245H242ZM100 245V244H99ZM99 245H97V246H99ZM102 245V244H101ZM101 245L99 246V247H101ZM174 245V246H173ZM168 246V247H167ZM182 246V247H181ZM215 246V249H217V247ZM159 247V248H158ZM174 247V248H173ZM181 249H179V248ZM125 248V249H124ZM141 248V249H140ZM167 248V249H166ZM184 248L186 249V250H184ZM199 248H200V246H199ZM98 249H100V250H98L99 252H102V250L104 249V247H102V249L101 248H98ZM110 249H111V246H110ZM109 249V250H110ZM139 251H138V250ZM179 249V250H178ZM244 249V250H243ZM123 250V251H122ZM135 250H137L138 252H134ZM161 250V251H160ZM164 250V251H163ZM169 250H171V251H169ZM211 250V252H212V250H213V254L212 255H214V260H215V253H217V251H214V248L213 249H209V251ZM241 250H243V251H241ZM104 251H108V249L107 248H105V250ZM103 251V252H104ZM131 251V252H130ZM148 251V250H147ZM176 251V252H175ZM181 251H184L183 253L181 252ZM201 251H202V249H201ZM125 252V253H124ZM134 252V253H133ZM167 252V253H166ZM170 252V253H169ZM181 252V253H180ZM210 252V253H211ZM246 252V253H245ZM73 253V251H69L68 252V255L70 256L71 254ZM108 253V252H107ZM111 253V252H110ZM109 253V254H110ZM131 253H132V255H131ZM180 253V254H179ZM202 254L201 255H205V253L202 251L201 252ZM263 253V255H260V254H262ZM135 254H136V256H135ZM159 254H162V255H159ZM167 254V255H166ZM231 254V256H232V258L233 257H235L236 256V258H235V260H234V258H233V262L232 261H227V264H235V263H237V255H235V254H233V253H229V255ZM238 254V253H237ZM251 254V255H250ZM228 254H227V256H229ZM241 255H243V256H241ZM100 256V257H99ZM131 256V257H130ZM138 256H140L139 254H138ZM230 256V257H231ZM99 257V258H98ZM223 257H226V255L225 256H223ZM242 257V258H241ZM127 258H128V260H127ZM138 259H132V260H134L135 262H137L138 264H147V261L144 259V258H141V257H137ZM162 258V259H161ZM182 258H183V260H182ZM99 259H101V260H99ZM179 259V260H178ZM94 260V261H95ZM137 260V261H136ZM142 260V261H141ZM110 261H111V263H110ZM127 261V262H126ZM144 261V262H143ZM219 261H221V260H219ZM218 261V262H219ZM140 262V263H139ZM229 262V263H228ZM261 262V263H260ZM101 263H103V261L101 262ZM100 263V264H101ZM136 264V263H135ZM249 264V263H248Z\"/></svg>", "mask_w": 264, "mask_h": 264}, {"label": "water", "instance_id": "water-1", "mask_svg": "<svg viewBox=\"0 0 264 264\" xmlns=\"http://www.w3.org/2000/svg\"><path fill=\"white\" fill-rule=\"evenodd\" d=\"M93 41L94 42H97V43H100V44L109 45V46H113L114 45V43H111V42H108V41H102V40H98V39H94ZM151 52H153V51H151ZM153 53H158V52H155L154 51ZM235 69H238V68L236 67ZM240 69H242V70H248V69H245V68H240ZM257 72H259V71H257ZM259 73H261V72H259ZM262 74H264V73H262Z\"/></svg>", "mask_w": 264, "mask_h": 264}]
</instances>
